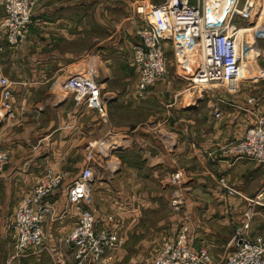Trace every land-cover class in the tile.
Listing matches in <instances>:
<instances>
[{"label": "crops", "instance_id": "1", "mask_svg": "<svg viewBox=\"0 0 264 264\" xmlns=\"http://www.w3.org/2000/svg\"><path fill=\"white\" fill-rule=\"evenodd\" d=\"M101 1L38 0L28 39L14 48L3 43L0 77L10 83L15 117H6L0 105V149L9 155L0 176V264H55L46 252L18 259L3 250L10 244L8 218L11 222L26 188L49 169L66 175L49 198L55 218L46 227L47 242L65 264H75L63 240L78 219L66 189L85 168L93 178L90 208L96 227L114 230L125 254L152 262L185 225L191 246L206 249L219 262L246 212V235L264 241V167L227 152L264 106H248L242 96L206 100L175 76L169 48L171 70L139 94L131 50L137 39L134 33L129 40L121 37L120 28L126 26L130 34L142 21L136 24L140 19L133 11L135 21L131 17L126 23L130 18H119L117 0L104 6ZM85 72L100 86L105 118L77 106L62 89L67 78ZM213 106L221 112L218 119L212 117ZM174 172L182 175L177 184L170 182ZM221 178L237 195H227ZM255 196L263 205L244 200Z\"/></svg>", "mask_w": 264, "mask_h": 264}, {"label": "built area", "instance_id": "2", "mask_svg": "<svg viewBox=\"0 0 264 264\" xmlns=\"http://www.w3.org/2000/svg\"><path fill=\"white\" fill-rule=\"evenodd\" d=\"M38 0H0V52L5 42L16 47L25 38L31 23L32 7ZM163 0L151 4L149 0H135L134 12L142 24L136 29L137 42L132 46V62L136 68L137 90L144 93L167 74L168 48L171 51L175 76L189 82L200 94L211 93L218 102L220 96L213 87L221 85L228 94L239 88L240 70L245 63L263 57L258 44L264 41V0ZM247 23L246 27L239 23ZM255 22L254 25H251ZM62 89L72 95L75 104L96 110L106 117L105 100L100 86L90 72L77 73L67 78ZM11 87L6 78L0 77V105L6 117L14 119V104L10 102ZM252 102V99L249 100ZM22 109V108H21ZM212 117H221L213 106ZM227 152L236 159L252 161L264 167V109L254 124L239 140L227 146ZM92 160V155L88 156ZM9 161L8 152L0 149V176ZM172 184L181 181L182 175H170ZM64 173L50 169L28 186L12 217L14 251L12 258L21 259L30 251L46 252L55 264H65L58 250L47 242L46 227L55 218L50 196L62 187ZM93 180L89 168L67 186V203L78 211L76 226L63 242L72 248L75 264H98L104 254L118 248L121 240L109 228L97 229L94 211L91 209L90 183ZM219 185L227 195L237 192L226 185L223 178ZM260 196L244 200L250 206H261ZM175 200L172 206H178ZM234 230L226 245V254L214 262L204 249H194L188 237V227L183 225L174 241L165 243L151 264H264V241L248 238L249 212ZM111 221V219H108Z\"/></svg>", "mask_w": 264, "mask_h": 264}, {"label": "rangeland", "instance_id": "3", "mask_svg": "<svg viewBox=\"0 0 264 264\" xmlns=\"http://www.w3.org/2000/svg\"><path fill=\"white\" fill-rule=\"evenodd\" d=\"M134 1L135 0H117V2H116V3H118L119 11H120L119 12V18L123 14H124L125 19L130 18V19H128V21L127 20L125 21L126 23H132L133 22V21H131L132 20L131 17L134 18V21L136 19L133 16V11L135 9V6H133L134 4H132V6L130 5V3L131 2L134 3ZM153 1L155 2L156 0H153ZM254 1L257 2L256 0H254ZM101 2H102V5L104 6L106 0H102ZM37 5H38V2L32 7L31 23L29 24L30 26H29L28 32L22 41H26L28 39V35L30 33L31 28L33 26H35L34 25L35 20H34L33 14L35 11V7ZM136 22H137L136 23L137 25L141 23V21H139V20ZM254 23L255 22H252L251 25H254ZM246 24L247 23L241 22V23H239V26L246 27ZM135 31L130 30V34H129V33H127L126 26H122L120 28L121 37H123V35H126L125 36L126 40H129L131 38L130 36H132L133 33L135 34ZM258 47L261 49L263 57L259 58L255 62V64H254V62H249L248 66H246V68L249 67L252 70H256V73H255L256 75L246 76V75L242 74L241 78L239 79L240 80L239 88L233 94H228L226 92V89L221 85L214 86L213 87V93L216 96H221V95H223V96H242V98L247 100L246 104L248 106L249 105L251 106L254 104L255 105L257 104V107H255V108H261V106H264V41L260 42L258 44ZM168 59L170 60V57ZM170 70H171V67H169V64H168L167 65V71H170ZM202 95L204 98H206V100H210L208 97H212L211 93H202ZM250 99H252L251 103L249 102ZM24 193H25V191H24ZM22 197H23V195H22ZM22 197H20V200ZM7 222H8V229H7L8 239H7V242L10 244L7 245L3 250L4 251H10L13 254V251H14V245L13 244H15V243H13L14 242V233H13V230L11 227L12 219L10 222V218H8ZM121 249L122 248H120V249L116 248V249H114V251L107 252L108 254L106 253V255L99 261L98 264H126L127 262H130L131 260H134L135 262H132V263H136V264H150V262H151V259H146V258L144 259L143 258L144 255L138 256V254H131L129 252H127V254H125L124 251ZM37 253H38L37 251L36 252L30 251V252L26 253V255H29V254L37 255Z\"/></svg>", "mask_w": 264, "mask_h": 264}, {"label": "bare ground", "instance_id": "4", "mask_svg": "<svg viewBox=\"0 0 264 264\" xmlns=\"http://www.w3.org/2000/svg\"><path fill=\"white\" fill-rule=\"evenodd\" d=\"M249 63V62H248ZM248 63H245L243 66H242V68H241V70H240V76H239V79L241 78V76H242V74H244V75H246V76H250V75H256L255 73H256V70H252L251 68H246V66H248ZM238 79V80H239Z\"/></svg>", "mask_w": 264, "mask_h": 264}]
</instances>
